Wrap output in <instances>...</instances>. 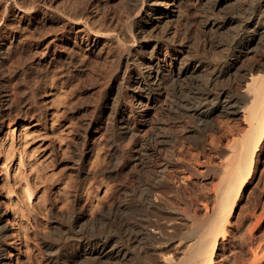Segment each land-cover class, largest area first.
Here are the masks:
<instances>
[{"label":"bare ground","instance_id":"obj_1","mask_svg":"<svg viewBox=\"0 0 264 264\" xmlns=\"http://www.w3.org/2000/svg\"><path fill=\"white\" fill-rule=\"evenodd\" d=\"M10 2L19 21L27 18L31 34H51L40 51L44 62L58 58L75 69L79 52L89 57L91 77L106 84L102 114L113 128L107 130L135 140L134 167L150 176L137 194L145 212L134 217L137 208L124 191L118 206L92 220L74 215L61 231L62 245L45 243L49 263L214 264L264 146V0H0V15ZM1 25L2 19L0 61L11 60L14 50L26 52L25 37L3 32ZM1 95L0 106L12 107L13 96ZM216 113L242 115L245 127L227 147L222 143L220 164L212 165L217 155L208 157L211 164L200 172L176 151L181 139L195 146L204 141ZM172 169L216 181V205L209 213L206 206L203 219L191 213L186 198L181 207L182 201L174 202L177 208L164 200L167 190L181 199L187 186L197 184L177 182Z\"/></svg>","mask_w":264,"mask_h":264},{"label":"rangeland","instance_id":"obj_2","mask_svg":"<svg viewBox=\"0 0 264 264\" xmlns=\"http://www.w3.org/2000/svg\"><path fill=\"white\" fill-rule=\"evenodd\" d=\"M6 10L5 15H0L1 30L23 35L26 52L14 50L11 60L0 61L3 65H0V95L6 91L13 96L12 107L0 106V212L3 214L0 255L5 264H50L45 243L52 240L62 245L61 231L74 215L82 214L92 220L109 207L118 206L126 192L131 197L130 206L139 208L138 213L134 211V217L141 213L144 206L139 195L150 184V176L140 166L134 167L131 153L135 140L115 130L109 132L113 129L111 122L102 114L107 102L106 84L91 77L94 68L89 57L79 52L75 69L61 64L58 58L47 64L50 59L46 57L48 61L44 62L40 51L51 34L45 37L38 35L39 32L31 34L27 30V18L19 21V12L12 2ZM82 63L88 66L84 70ZM212 120L213 128L207 131L204 141L195 146L191 140L181 139L177 148L180 150L176 151L181 154L177 153L178 157H184V162L187 160L200 172L211 164L208 157L217 155L218 158L211 159L212 165L218 166L225 153L221 145L227 147L229 140L238 136L236 131L245 127L242 115L216 113ZM142 158L146 162L147 158ZM257 160L255 175L234 211L226 238L220 241L214 264H264V146ZM172 171L176 181L196 180L197 184H190L191 190L187 186V193L180 200L167 190L169 193L163 194L167 196L165 202L177 208L186 198L193 204L191 213L203 219L205 212H211L216 205V181L195 179L179 169ZM186 176L192 178L186 180ZM192 192L196 193L195 197ZM196 197L199 202L195 201ZM177 251L174 249L173 253L179 254ZM146 257L145 254L140 260Z\"/></svg>","mask_w":264,"mask_h":264}]
</instances>
